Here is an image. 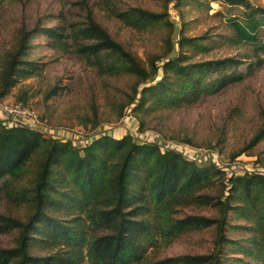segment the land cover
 <instances>
[{"label": "trees", "instance_id": "1", "mask_svg": "<svg viewBox=\"0 0 264 264\" xmlns=\"http://www.w3.org/2000/svg\"><path fill=\"white\" fill-rule=\"evenodd\" d=\"M225 3L230 9L247 4L246 0ZM247 7L238 15L242 22L231 20L238 44L256 42L258 30H264V11ZM114 16L137 29L158 21L157 15L139 8ZM44 33L55 48L69 45L66 35L56 29ZM67 37L75 52L98 71L135 79L126 103V112L132 114L188 107L241 79L238 69L244 62L235 58L188 63V55L182 52L161 64H144L91 19L83 27L72 28ZM202 40L181 35L178 46L202 52ZM23 45L2 74L0 99L15 86L18 76L30 71L31 65L20 60ZM263 137L264 127L253 143ZM36 156L41 160L34 169ZM29 174L34 176L27 196L15 184ZM217 183L220 197L205 194ZM0 192H9L18 201L31 199L34 207L24 221L0 214V233L17 232L13 247H0V264H221V253L230 243L225 237L228 211L252 234L248 247L239 246L241 251L255 264H264V173L225 176V170L214 164L197 166L177 151L162 152L157 144L138 143L130 134L115 140L98 133L79 151L71 141L0 126ZM209 205L221 211L219 219L173 217L178 208ZM60 209L67 219L51 214ZM212 225L216 237L210 254L149 261L147 253L159 241ZM33 248L57 251L35 256Z\"/></svg>", "mask_w": 264, "mask_h": 264}, {"label": "rangeland", "instance_id": "2", "mask_svg": "<svg viewBox=\"0 0 264 264\" xmlns=\"http://www.w3.org/2000/svg\"><path fill=\"white\" fill-rule=\"evenodd\" d=\"M246 2L238 9H230L225 0H0V80L22 43L24 53L20 60L31 65L30 71L17 77L15 86L3 97L4 102L31 107L42 124L65 130L66 135H77V139L87 141V146L92 142L89 136L97 132L115 140L130 134L138 143L150 137L203 154L211 153L213 162L225 169V176L243 174L240 168L264 173V137L253 143L264 127V30H258L256 42L238 44L231 23L243 21L238 15L248 10L247 6L264 11V0ZM131 8L157 15V23L137 29L114 16ZM89 19L144 64H161L182 52L188 55V63L235 58L244 62L238 69L241 79L188 107L161 109L148 115L126 112L135 79L129 75L103 74L77 54L70 39L67 40L72 28L85 26ZM46 29L66 35L69 45L53 47L52 39L44 33ZM181 35L203 37L205 49L193 52L188 46L180 48ZM80 147L79 151L84 148L83 141ZM40 160L41 156L35 157L34 169ZM206 162L195 164H211ZM33 176L29 174L19 180L15 189L29 196ZM205 194L220 197V185L217 183ZM18 200L12 199L9 192H0V214L26 220L34 211L33 203L31 199ZM51 214L67 219L61 209ZM191 215L216 220L221 211L210 205L186 206L178 208L173 217ZM246 226L231 211L227 212L225 237L230 243L224 246L221 264H255L239 248L249 246L252 234ZM16 235V231L0 233V247H13ZM215 237L212 225L168 242L159 241L149 249L148 259L208 255ZM56 251L57 248L53 251L33 248L31 253L47 256Z\"/></svg>", "mask_w": 264, "mask_h": 264}, {"label": "built area", "instance_id": "3", "mask_svg": "<svg viewBox=\"0 0 264 264\" xmlns=\"http://www.w3.org/2000/svg\"><path fill=\"white\" fill-rule=\"evenodd\" d=\"M0 126H5L8 128H18V127L27 128L35 132H38L46 139H54V140H59L61 142H67L68 140L71 141L73 145L75 144L77 149L78 147H80V143L82 141L84 142V147L87 146L86 144L87 141L77 139V135H74L72 133H67L68 135L67 136L65 130L51 128L49 126L42 124L39 120V116L31 107L24 106L16 102H10V103L4 102V99H0ZM98 133L100 132H97L96 134ZM101 134L104 133L101 132ZM89 137H92V141H93L95 135L92 134ZM144 142L157 144L162 152L167 150H174L180 153L185 159L192 160L194 162H205V163H208L206 161H211L210 162L211 164L216 165L220 169H224L223 166L221 168L219 164L213 162L211 153L203 154L200 151L189 150L187 147L184 146H177L172 142H166V143L159 142L155 138L151 140L150 137L147 140L144 139ZM231 168L233 167L231 166ZM240 170L242 171V173L251 172L248 170H244V168H240Z\"/></svg>", "mask_w": 264, "mask_h": 264}]
</instances>
